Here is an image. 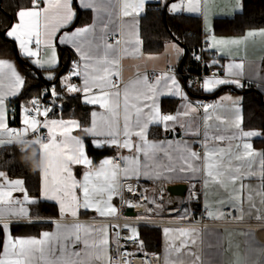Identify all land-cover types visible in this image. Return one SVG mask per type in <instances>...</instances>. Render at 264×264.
Instances as JSON below:
<instances>
[{
  "label": "snow or ice",
  "instance_id": "1",
  "mask_svg": "<svg viewBox=\"0 0 264 264\" xmlns=\"http://www.w3.org/2000/svg\"><path fill=\"white\" fill-rule=\"evenodd\" d=\"M146 2L147 0H119L120 22L117 29L110 32L109 26L117 23L113 19L116 6L114 0H78L80 8L93 12V23L71 31L65 30L59 37L57 33H60L61 29H68L76 17L73 0H29V7H18L15 12L16 22L3 34L18 44L20 52L29 58L33 65L44 69L49 80L56 78L55 69L59 63L55 46L57 40L60 44L70 45L79 59L72 62V70L61 79V84L68 93H82L85 103L98 105L108 115H102V124L98 125L97 113L93 112L91 126L81 129L79 122L75 120L49 119L52 109L44 107L41 111L38 100L34 99L30 101L31 108L22 106L23 127L10 128L6 101L10 97H16L26 81L12 62L0 59V146L18 147L29 144L34 149L29 159L40 169L41 197L43 200L55 201L59 205L61 216L70 214L75 218L80 209H84L95 211L100 217H115L118 209L112 203L113 199L119 197L123 201L125 191L134 193L136 190L128 181H139L141 178L164 181L170 178L171 173L177 171L159 163L162 155H169L167 148L173 142L149 140L150 129L157 127L163 131H174L181 117H190L202 108L205 128L204 140L201 143L203 154L183 142L182 150L188 159L179 171L203 174V194L206 201L209 185L212 184L228 193L230 205L239 207L246 200L250 209H254V196H259L260 203L264 204V152L255 150L250 142L251 138L260 137L264 133L242 128L240 108L236 106L238 101H232V105L227 107L221 102L193 105L179 80L174 74L169 75V72H161L154 80H150L147 73H137L134 80L124 84L123 88L120 87L122 79L119 45L123 39L125 55H143L140 50L143 42L139 36L136 18L145 10ZM214 4L215 0H178L171 4L165 0V6L173 14L188 12L203 17L206 50H215L218 56H231L233 51H239L241 45H246L249 39L257 36L264 38V28L249 30L240 38H217L209 20V12ZM237 10H243L241 0H236L234 11ZM128 17L132 18L131 21L123 19ZM117 31L120 38L115 39L114 43H109V39ZM166 49L174 52L177 59L184 53L175 42L167 44ZM42 51L44 58H41ZM146 58L158 59L152 55ZM195 59L200 60L201 56H195ZM213 64H219V60H214ZM222 67L223 77L214 73L211 77L203 78V91L212 92L222 85L242 87L238 77L244 74L243 62L236 63L233 60ZM73 77H79L81 84L72 83ZM51 95L59 96L55 86L51 88ZM164 95L178 97L185 103L176 114L163 113L159 97ZM221 100L232 98L226 96ZM41 116L44 117L43 120L39 118ZM210 121L213 123H209ZM180 126L183 127L182 124ZM40 128L47 129V136L37 134ZM73 128L81 129L92 137V144L96 148L115 146L128 150L131 155L119 157L123 167L117 162V158H105L100 161L99 170H95L92 159L86 154L82 138L71 136L75 148L68 146ZM30 132L37 134L31 141L27 139ZM57 133L62 137L59 141ZM14 137L20 138L18 143L14 141ZM20 152L21 155H27L26 148H20ZM73 165H82L86 169L82 181L76 180L73 175ZM257 175L261 181L259 191L254 186L243 183L244 180ZM238 181L240 184L234 194L229 193L228 185L235 186ZM23 184L22 179H10L6 172L0 171V230L6 234L3 250L0 252V264H97L102 256L106 264H112V258L109 256L108 228H117L115 225L98 229L80 223L72 226L57 223L55 232L45 231L41 233L40 238L13 237L10 230L13 220H24L28 223L40 220L38 213L34 219L26 206L39 205L40 200L29 198ZM192 187L195 188V185ZM77 189L81 195H77ZM17 190L25 192L23 202L13 199L12 192ZM192 195L196 198L195 193ZM127 203L129 207H146L144 204L134 205L131 201ZM148 203L159 207L155 200ZM218 203L224 204L225 201ZM205 207L207 209V202ZM146 210L148 213L153 211L152 208ZM208 215L212 216L213 213L209 211ZM186 218V215L181 217ZM130 231L132 236L128 239L138 241L137 229L131 227ZM163 232L166 238L169 234H175L176 239H179L178 244L169 245L170 251H166L165 264H186V257L195 255L185 250L190 244L196 243V230L164 228ZM116 237L114 250L117 256H120L119 232H116ZM81 244L83 250L77 247ZM139 245L142 249L143 242L139 241ZM89 254L90 261L82 259ZM144 255V264H147L148 259H158L155 254ZM197 261L199 256H196L191 264H197Z\"/></svg>",
  "mask_w": 264,
  "mask_h": 264
},
{
  "label": "crops",
  "instance_id": "2",
  "mask_svg": "<svg viewBox=\"0 0 264 264\" xmlns=\"http://www.w3.org/2000/svg\"><path fill=\"white\" fill-rule=\"evenodd\" d=\"M152 2V0H147L145 4V10L137 17L138 21V31L140 39L143 42V38L141 36V20L142 16L144 15L147 8H149V4ZM158 2H164L165 0H157L155 3ZM167 2H170L169 4L173 2H178V0H167ZM242 5L244 3V0H241ZM114 3L116 6L114 7V15L113 19L117 21L116 24H112L109 26V31L113 32L117 29L118 24L120 22V9H119V0H114ZM153 4V3H151ZM150 4V5H151ZM155 4V5H156ZM236 5V0H215L214 6H212L211 11L209 12V20H210V26L212 28L213 34L217 38H240L243 37L247 31L249 30H258L264 28V25L262 26H251L246 28L243 32L240 33H216L215 32V20L217 18H232L237 13L241 12L239 10L234 11V7ZM154 8L153 6H150ZM73 8L76 11V17L74 18L72 24L68 27V29H61L60 33H57V37L61 35V33L65 30L71 31L78 27H83L85 25H90L93 23V12L91 10H85L79 7L78 0H73ZM168 10V8H167ZM0 12H1V5H0ZM181 13H187V14H194L199 15L195 13H188V12H181ZM103 15V13L101 14ZM201 16V15H200ZM202 17V16H201ZM125 20L131 21V17L123 18ZM203 20V29H204V40L206 38L205 33V21ZM16 22V21H15ZM99 26V25H98ZM117 38H120L118 31L115 35H113ZM172 42H175L178 44L180 48H183V45H181L176 40H169L165 42L163 45V48L159 51H147L144 48V42L140 46V50L143 53L142 56H131V55H125L123 53L124 48V41L121 40V44L119 45L121 49V56H120V71H121V79H122V86L123 88L124 84L129 83L130 81L134 80L136 78L137 73L144 74L147 73L150 77L152 73L156 72L157 75L161 72H169V75L174 74L176 78L179 80L184 92L187 93V96L189 98V101L193 104H201L204 99L209 100V104H215L217 102L223 103L226 107L232 105V101H238L237 107L240 108V115L242 116V128L244 130H258L261 133L263 132V129L261 128H254V127H246L245 126V114H244V95L243 91L244 89H249V87H253L256 90H258L263 96H264V38H261L259 36L249 39L246 45H241L239 47V51H233L231 56L228 55H220L218 56L216 54L215 50H212L214 52V59L212 60L211 64H213L214 60H219V64H215L213 67H222L223 65H227L230 61L240 63L243 62L244 64V74L243 76L238 77L240 79L242 87H237L236 85H222L216 88L212 92H205L201 90L200 93L193 92L191 90V82L188 78H184L182 76H179L173 72L169 71V68L172 66H175L177 69L182 70L180 68V64L183 61L184 53L183 55L179 56L177 59L176 54L172 52L170 49H166V45L170 44ZM109 43H112L109 39ZM17 51L19 52L20 56H24L18 47V44L14 42ZM56 54L59 63L57 64V67L55 69V79L49 80L47 79L48 73L44 69H39L35 65L31 63L32 65V71L34 74L42 77V80L46 83H54L55 81L60 78V88H64V86L61 84V79L66 76L69 71L66 73H62L61 70V54L60 49L61 47H68L73 52L74 56L77 59L79 57L75 53V51L71 48L70 45L67 44H60L57 40L56 42ZM34 47V45H33ZM148 55H152L155 57H158V59H147L146 57ZM25 57V56H24ZM27 58V57H26ZM41 58H44V52L41 53ZM0 59H4L7 61H10L14 64L16 69L19 73H21L25 77L26 81V72L23 69L21 65V61L19 57L15 56H1ZM214 65V64H213ZM224 75V74H223ZM223 75L221 77H223ZM211 77V76H208ZM74 78V77H73ZM79 78V77H78ZM80 79V78H79ZM73 80V79H72ZM81 81V79H80ZM55 84V83H54ZM23 90V89H22ZM21 90V91H22ZM21 93V92H20ZM19 93V94H20ZM18 94V95H19ZM76 94V93H72ZM79 100L81 104H83L86 107L87 115L85 116V119L82 115L71 117V116H58L53 115L49 116V119H57V120H64V121H78L81 129L90 127L92 122V113L96 112V120L99 124H102L101 116L108 115L105 113V110L100 108L98 105H91L84 102V97L82 93H78ZM17 95V96H18ZM231 97L232 100H221L222 97ZM15 97H10L6 101L7 109H8V125L10 128H16L21 129L23 127L22 125V106L20 108V123L18 126L14 127L10 123V117H9V100L13 99ZM185 102L182 101L178 97L168 96L164 95L159 97V104L161 107V110L163 113L168 114H176L177 110L181 109L182 105ZM31 108L30 106H28ZM203 110H199L197 113H193L190 117H181L180 123L176 125L174 131H163L161 128L153 127L150 129V135L149 140H160V141H172V145L167 148V152L169 155L167 156H161V160L159 163L168 165L172 168L177 169L175 173L170 174V178L164 181H167L169 184H175V183H186L188 186V194L195 193L200 195V201L199 202H192L190 200L178 203V197H175L174 200L168 199L166 202H161L158 200L156 196V190L151 189L148 192V201L155 200L156 204L159 205L157 207L154 204H151L154 208V213L150 214L147 212L138 213L139 214H146L151 217H146L150 219H169V220H190V219H197L201 217V206L203 208H206V202L208 204L209 211L213 213L212 216H209L208 213H206L205 217L209 220H215V221H223L225 219V213L224 208L225 207H232L237 211L238 220L241 222H250V221H264V204L260 203V197L254 196V203L256 204V208L250 209L249 203L245 200V202L237 207L235 205H230L228 203V193H225L223 190H221L216 185H209V192L207 196V201L205 199V196L203 194V174L202 173H196L193 174L191 172H180L179 169L183 166H185V160L188 159L187 154L183 152V142H187L188 145H190L195 151L200 152L203 154V149L201 147V143L204 140V133L205 128L203 124ZM123 113L121 112V120H122ZM209 123H213L210 121ZM180 124L183 125V127L180 126ZM81 129L73 128L70 134V137L68 139V146L70 148H75V143L71 140V136H77L83 139L85 144V151L86 154L90 159L93 161V165L95 166V170H99L100 167V161L105 158H112V154L114 152H121L122 156H128L131 155L128 150L118 148L115 146L112 147H102V148H96L92 144V137L88 136L85 132L81 131ZM44 131L47 132V129L44 128ZM60 130H58L59 133ZM57 133V140H61L62 137L59 136ZM197 133H199L197 135ZM264 135L260 137H253L251 138V143L253 144V147L257 151L263 152V148L257 144V141L263 138ZM31 141L32 139H28ZM133 140H135V137H133ZM212 143L211 141L209 142ZM2 146H0L1 148ZM257 169H258V158H257ZM86 169L82 165H73L72 171L73 175L75 176L76 180L82 181L83 179V173ZM1 171V170H0ZM8 175V174H7ZM10 179H20V178H12L8 175ZM51 179V177H49ZM144 179V178H141ZM23 180V179H22ZM148 180V179H146ZM24 181V180H23ZM40 181H41V189H42V177L40 173ZM246 185H252L254 186L257 191H259V186L261 185V181L259 179V176L254 178H250L243 181ZM240 181L237 182V184L234 186L232 184L228 185L229 193L235 192V189L239 187ZM195 185V188L192 186ZM23 188H25V184H23ZM29 198H34L40 200L39 205L42 202L45 203H53L56 205L58 213L56 215H39L40 220L34 223H28L27 221L21 220L19 222L13 220L11 222V234L13 237H36L40 238L41 233L47 231V232H55L56 231V224L59 223L61 225L65 226H72L76 223L83 224L85 226H94L95 228H103L105 226H109V224L99 222L98 220L94 221H87L84 218H95V219H101V218H114V217H100L95 211L92 210H84L80 209L77 217H72L70 214H65L64 216H61L59 211V205L55 201H47L43 200L41 197V191L40 194L35 196L31 195L27 192ZM77 195H81L80 190H76ZM245 193H247V189H245ZM25 192H21L19 190L12 192V197L14 200H20L23 202L24 200ZM117 198H114L112 203L117 207ZM225 201L224 204L218 203V201ZM39 205H26L30 209V214L35 219L37 216V211L40 209L38 208ZM191 206V207H190ZM200 206L199 208H197ZM118 209V208H117ZM242 209V210H241ZM223 213V215H221ZM118 215V214H117ZM116 215V216H117ZM187 216L186 219H181L180 216ZM115 216V217H116ZM153 216V217H152ZM219 216V218H215ZM145 217V216H143ZM242 217V218H239ZM257 217H260L259 219ZM37 224L39 226L40 224H43L42 228L39 229L38 233H15L13 231L14 227L16 226H32ZM138 230V226H135ZM161 229V247L157 251H150V252H158L161 256V262L160 264H165V256L166 251H170L169 245L176 243H179V239H176L175 234H169V236L166 238L165 234L163 232L164 228H186V229H195L198 233L197 236L194 237L196 243L194 245H189V248L185 251L195 253L194 256L186 257V264H191L193 260H195L196 256H199V261H197V264H264V228L259 227H232V226H204V227H195V226H158ZM109 232V256L111 257L110 252V243L115 239V233L111 231L110 227L108 228ZM83 236V233H81ZM6 240V234L3 232V230H0V252L3 250V244ZM79 250H83V245L77 246ZM138 249V248H136ZM82 259L85 261L91 260V255L83 256ZM97 264H106L105 259L103 256L101 257L100 261L97 262ZM112 264H114L112 262Z\"/></svg>",
  "mask_w": 264,
  "mask_h": 264
},
{
  "label": "trees",
  "instance_id": "3",
  "mask_svg": "<svg viewBox=\"0 0 264 264\" xmlns=\"http://www.w3.org/2000/svg\"><path fill=\"white\" fill-rule=\"evenodd\" d=\"M0 57L17 56L20 58L21 65L26 72V82L21 93L15 98L9 100V117L12 126L16 127L20 123V108L22 105L32 107L30 101L40 92L41 88L49 83L42 80V77L34 74L32 65L28 58L20 56L16 49L14 41L7 38L3 32L15 22V12L18 7H29V0H0ZM165 3L158 2L154 8H147L141 20V36L144 42V48L147 51H159L163 48L165 42L176 40L187 49V54L183 58L182 71L200 72L202 65L194 60L193 53L200 49L204 41L203 20L200 15L187 13L166 12ZM264 25V0H244L243 10L232 18H217L215 20L216 33H240L251 26ZM61 70L66 73L70 68V60L74 54L68 47H61ZM214 59V58H213ZM212 59V60H213ZM212 60H209L211 66ZM51 83V82H50ZM60 86V78L54 82ZM245 126L261 128L264 132V96L252 86L243 91ZM86 107L81 104L79 97H74L62 109L56 111L54 115L79 116L87 115ZM18 143V142H17ZM257 144L263 148L264 136L257 141ZM21 145L2 146L0 148V170L6 172L12 178L24 180L25 188L31 195H39L41 191L40 169L30 162V157L34 151L29 144H24L27 149V155H21ZM37 211L39 215H56L57 207L53 203L42 202ZM43 224L37 226H16L15 233H38ZM139 241L143 242V248H140ZM129 247L138 248L141 251H157L161 247V229L158 226L139 225L138 241H131Z\"/></svg>",
  "mask_w": 264,
  "mask_h": 264
},
{
  "label": "built area",
  "instance_id": "4",
  "mask_svg": "<svg viewBox=\"0 0 264 264\" xmlns=\"http://www.w3.org/2000/svg\"><path fill=\"white\" fill-rule=\"evenodd\" d=\"M157 0H152L149 6L155 7ZM115 39H118L115 36H112L110 41L112 43L115 42ZM195 56H201L200 60L195 59ZM193 58L197 62H199L202 65V70L200 72H188V71H182L177 69L175 66H172L169 68L170 72H173L179 76H182L184 78H188L191 82V90L196 93L201 92V84L203 81V78L212 76L214 73L218 74L219 76H222L224 74L223 67H213L210 65V61L214 58V52L212 50H206V44L205 40L202 43V46L199 50L195 51L193 53ZM78 60L76 57H73L70 60V68L69 72L72 70V62ZM157 75L156 72L152 73L149 77L150 80H154L155 76ZM72 83H75L77 85L81 84V81L78 77H74L72 80ZM123 82L121 83L120 87L122 86ZM55 86L57 92L59 93L58 97H54L51 95V88ZM78 93L72 94L68 93L66 89L58 87L54 83H49L48 85H45L41 88L40 92L35 96V99L38 100L39 106L41 111L44 107H50L52 110L49 112V116H53L54 113L60 109H62L64 106H66L72 98L78 97ZM202 104H209V100L204 99L201 103ZM201 110H203L201 108ZM41 120L44 119V117H39ZM38 135L40 136H47V132L44 131V128H40L38 130ZM37 134L29 133L27 139H35ZM19 137H14V141L18 142ZM24 145V144H23ZM23 145H21V148H23ZM122 156L121 152H114L112 154V158H117V162L121 163V166L123 167L122 162L119 160V157ZM128 183H131L135 187L134 193H129L127 191L123 194V201L118 197L117 198V208H118V215L114 218H101V219H95V218H84L87 221H94L98 220L99 222L115 225L118 226L117 228L110 227L111 231L115 233V239L110 243V252H111V258L112 262L114 264H126V260L128 264H144V261L146 259L145 253H148L149 256L152 254H155V256L158 258L156 260L148 259L147 264H160L161 262V256L158 252H150V251H141L140 249H136L133 247H129V244L132 240L128 239L130 236H132V232L130 231V228L133 226H139V225H152V226H195V227H204V226H232V227H259L264 228V221H250V222H241L238 220L237 211L233 209L232 207H225L224 213H225V219L223 221H215V220H209L206 219L205 215L209 212V208H203L201 206V217L197 219H190V220H169V219H150L143 217L141 218L138 216V213L147 212L146 208H152L153 211L150 213H154L153 206L148 203V199L145 200L144 197L148 198V192L151 189L156 190V196L159 201L166 202L169 199L168 194V185L169 183L167 181H159V180H146V179H140L137 180H130ZM193 193L188 194L185 199H182L179 196L178 197V203L190 200L192 202H199L200 201V195L196 194V198H193ZM128 201H131L132 204L138 205V204H144L146 207H133L137 214L135 216H128L125 214V210L128 206ZM148 213V212H147ZM125 225L130 226L129 228H126ZM116 232H119V245H120V256H117L116 251L114 250L116 247ZM127 254V256H125Z\"/></svg>",
  "mask_w": 264,
  "mask_h": 264
},
{
  "label": "water",
  "instance_id": "5",
  "mask_svg": "<svg viewBox=\"0 0 264 264\" xmlns=\"http://www.w3.org/2000/svg\"><path fill=\"white\" fill-rule=\"evenodd\" d=\"M167 3L169 4L170 2H167ZM164 11L165 12L167 11L166 6H165ZM183 48H184V57H185L187 54V49L184 45H183ZM182 66H183V61L180 64V68H182ZM167 189H168L170 200H174L175 196H179L182 199H185L187 195V191H188V186L186 183H175V184H169ZM199 207L200 206H198L197 208ZM125 214L128 216H135L137 214V211L133 207H127L125 210Z\"/></svg>",
  "mask_w": 264,
  "mask_h": 264
},
{
  "label": "rangeland",
  "instance_id": "6",
  "mask_svg": "<svg viewBox=\"0 0 264 264\" xmlns=\"http://www.w3.org/2000/svg\"><path fill=\"white\" fill-rule=\"evenodd\" d=\"M191 207V206H190ZM138 216H140V217H142V216H145V217H151V216H149V215H146V214H139ZM153 217V216H152ZM180 217H184V216H180ZM134 228H136L135 226H133ZM137 232H138V230H137Z\"/></svg>",
  "mask_w": 264,
  "mask_h": 264
}]
</instances>
